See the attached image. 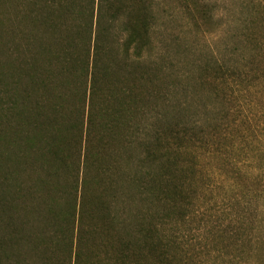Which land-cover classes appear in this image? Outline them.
I'll return each instance as SVG.
<instances>
[{
  "label": "trees",
  "instance_id": "16d2710c",
  "mask_svg": "<svg viewBox=\"0 0 264 264\" xmlns=\"http://www.w3.org/2000/svg\"><path fill=\"white\" fill-rule=\"evenodd\" d=\"M242 5L227 57L154 59L159 0H0V264H264L263 174L231 157L264 133Z\"/></svg>",
  "mask_w": 264,
  "mask_h": 264
},
{
  "label": "rangeland",
  "instance_id": "374dc122",
  "mask_svg": "<svg viewBox=\"0 0 264 264\" xmlns=\"http://www.w3.org/2000/svg\"><path fill=\"white\" fill-rule=\"evenodd\" d=\"M201 1L209 4L214 14V20L210 25L199 23L197 26L194 19L187 14V10L184 11L177 0H159L160 6L156 8L158 19L153 33L152 44V55L154 59L160 58L169 49L172 50L171 55L173 56L175 55L174 50L178 48L180 51H183V49L199 51L201 53L198 54L200 58L204 55L210 57L211 54L217 57H227V50L232 43V36L239 33L241 21L246 16L247 11L245 10V6L243 7L242 2H254L264 8V0ZM192 11L194 12V10ZM183 45L192 48H184ZM255 100L258 103L259 117L261 115L263 117L264 85L260 88ZM249 146L242 153L239 149V151H232L231 157L235 160L234 162L239 163V168L243 172L258 169L255 171V174L259 176L262 173L263 175H261L264 178V133L260 134L254 143ZM216 164L218 165L219 163L216 162ZM261 217L264 220V212ZM29 262L43 264L34 258H30ZM258 262L259 264H263V261L260 262L258 260Z\"/></svg>",
  "mask_w": 264,
  "mask_h": 264
}]
</instances>
